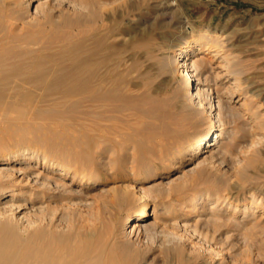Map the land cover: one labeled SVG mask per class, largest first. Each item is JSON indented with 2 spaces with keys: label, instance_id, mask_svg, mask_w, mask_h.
<instances>
[{
  "label": "bare ground",
  "instance_id": "bare-ground-1",
  "mask_svg": "<svg viewBox=\"0 0 264 264\" xmlns=\"http://www.w3.org/2000/svg\"><path fill=\"white\" fill-rule=\"evenodd\" d=\"M31 1L0 0V141H4L0 144V264H141L138 249L125 238L140 235L148 218L162 215L172 205H206V192L197 190L205 183L202 171L194 176L190 172L206 151L220 145L223 138L235 137L228 134L233 131L220 118L222 97L213 96L212 87L204 88L196 79L201 62L191 60L196 44L205 43V49L218 55L221 45L202 32H179L175 48L160 56L173 63L183 77L175 98L164 99L165 106H172L169 111L174 121H163L157 130L146 120L138 126V51L124 55L109 42L119 33L116 28H95L79 15L60 20L55 7L49 6L52 0H35L31 9L42 11L43 16L33 15ZM182 27L174 26L171 36ZM134 29L136 33L128 37L138 46V26ZM162 39L168 37L162 35ZM154 102L161 103V99ZM203 108L207 123H213L208 130L203 128L186 145L157 148L166 165L187 159V166L163 182L168 185L144 187L143 183L155 177L157 163L151 157L153 152L140 151L138 159V131L143 136L149 133L151 137L157 131L173 138ZM140 110L141 115L148 112L144 107ZM73 146L81 149L78 159L71 157ZM122 148L137 154L134 160L131 155L132 164L119 156ZM101 150L119 153L108 163L112 169L107 164L109 172L94 162ZM77 181L82 191L74 189ZM110 183L113 185L105 188L111 191L109 201L86 216L79 213L74 224L61 226L76 193L80 191L77 195L88 204L85 190ZM137 198L140 203L134 204ZM132 203L125 218L113 211ZM213 207L211 203L210 209ZM179 217L174 220L177 224ZM183 256L185 264L193 258L189 251ZM192 263L209 264L203 260Z\"/></svg>",
  "mask_w": 264,
  "mask_h": 264
},
{
  "label": "rangeland",
  "instance_id": "rangeland-1",
  "mask_svg": "<svg viewBox=\"0 0 264 264\" xmlns=\"http://www.w3.org/2000/svg\"><path fill=\"white\" fill-rule=\"evenodd\" d=\"M35 4V0L30 3L31 14L43 16L42 11L33 12L31 7ZM49 6L55 7V13L62 21L66 17L79 15L95 28H116L119 33L113 35L109 42L118 46L119 52L124 55L138 51V126H142V120H146L152 129L157 130L164 123L172 124L174 121L169 111L172 106H165L167 103L164 99L175 98L183 77L173 63L160 56L171 51L179 32H202L221 45L219 55L215 54L216 51L205 49V43L196 44L191 53V60L197 58L201 62L196 79L203 82L204 88L212 87L216 93L213 96L218 93L222 97L220 118L228 130L233 131L228 134H235L233 138H223L220 145L206 151L198 159L201 162L190 172L194 176L202 171L205 183L198 185L197 190L206 192L204 199L208 202L206 205L200 202L197 207L189 203L184 204L185 207L179 203L172 205L168 207V213L148 218L140 235L126 237L125 242L138 249L141 264H185L183 255L188 251L193 256L187 261L188 264H193V260H203L209 264H264V0H52ZM182 25L184 27L176 29L177 33L172 37V28ZM137 26L138 46L130 43L131 34L136 33L134 28ZM148 31L149 35L142 37ZM162 35L168 39L163 40ZM224 55H228V58H224ZM202 96L206 98L208 106L207 92ZM158 99H161V103L156 104L154 101ZM140 107L146 108L149 113L141 115ZM206 109L203 108L196 118L199 121L195 119L179 135L173 131V138L166 133L163 135V132L151 131L149 137V133L143 136L142 131H138V159L141 157L140 151L150 155L153 152L151 157L158 166L154 169L155 177L143 183L144 187L154 189L155 183L157 186L168 185L163 182L171 180L175 173L187 166V159L166 165L158 153L164 147L186 145L203 128L208 130L213 123H207ZM157 114L159 117H154ZM149 118L152 121L147 120ZM161 140L164 146L157 144ZM3 142L0 141V144ZM72 148L74 153L71 157L78 159L81 149L78 146ZM109 150L98 151L94 159L108 172L112 169L108 163L115 160L119 153V156H124V161L127 159V164H132L131 155L137 156L128 148H122L119 153ZM107 164L111 169H107ZM111 185L113 183L85 190L84 193L89 195L88 204L82 203V195H77L80 191L76 193L71 205L68 203V219L61 226L64 228L74 224L76 217L86 216L109 201L111 191L106 189ZM74 189L82 191L79 181L74 184ZM135 201L134 204L140 203L138 198ZM211 203L214 204L212 210ZM132 205L114 208L113 211L125 218ZM177 216L181 219L178 224L174 221ZM184 222L188 225L182 226ZM178 252H183V255L179 256Z\"/></svg>",
  "mask_w": 264,
  "mask_h": 264
}]
</instances>
